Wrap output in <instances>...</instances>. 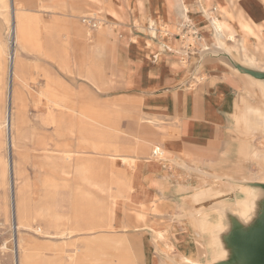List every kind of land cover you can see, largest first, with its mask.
Wrapping results in <instances>:
<instances>
[{"label": "crops", "instance_id": "0c3cea01", "mask_svg": "<svg viewBox=\"0 0 264 264\" xmlns=\"http://www.w3.org/2000/svg\"><path fill=\"white\" fill-rule=\"evenodd\" d=\"M17 1L12 2V18L20 25L18 31L24 38L36 17L25 13L22 7H15V4L22 5ZM59 1L71 14L98 13L105 18L106 29L98 36L97 49L103 46L111 51V76L115 81L109 86V98L117 100V103H107V109L138 111L140 126L148 130L146 145L156 143L154 150L165 152L164 158L146 159L138 155L139 149L132 151L133 156L122 154L129 149L112 139L105 146L92 145L94 149L111 152L110 165L122 167L126 173L125 182L132 193L129 221L122 218V222L134 223L133 234L145 240L146 247L141 252L145 255L143 264H183L181 261L191 257L206 264L207 255L211 254L202 248L206 237L199 231L200 238L205 240L196 243V232L176 224L166 215L168 208L177 211L183 202L187 203L186 209L191 207V212L195 205L192 196L196 190L192 191V187L197 183L196 178L175 180V184L170 178L185 170L182 163L191 172L200 169L204 175L213 165L243 158L244 152L259 164V171L251 174L259 176L261 163L253 152H264L257 147L264 134L249 110L263 107L262 97L251 75L237 66L246 67L241 64L244 54L264 65V0ZM42 7L49 6L42 4ZM214 17H218L222 29H217ZM217 30L223 44L218 43ZM192 31L198 34L197 38L190 35ZM16 78L15 70L13 90L9 89L7 95L6 112L10 111V119L16 101ZM51 83L59 85L55 80ZM50 102L53 105L48 108L47 118L52 124L62 126L67 116L91 118V113L64 105L61 99H50ZM244 112L247 120L242 121L240 116ZM5 118L6 113L0 124L8 136L9 152L3 172L10 177L13 224L19 230L26 227L17 190L19 164L13 158L20 139L15 113L12 139L7 134ZM68 154L60 158L65 162L62 172L69 174L73 168L77 176H83L88 164L79 158L75 161L70 155L72 152ZM166 159L174 164L173 168L164 165L162 160ZM165 174H170V178L166 179ZM256 177L252 181H257ZM168 184L181 189L183 194L187 191L189 200L183 201L182 194L178 199L164 198L162 191ZM43 228L47 233V227Z\"/></svg>", "mask_w": 264, "mask_h": 264}, {"label": "rangeland", "instance_id": "374dc122", "mask_svg": "<svg viewBox=\"0 0 264 264\" xmlns=\"http://www.w3.org/2000/svg\"><path fill=\"white\" fill-rule=\"evenodd\" d=\"M12 2L0 0V123L8 112L10 55L15 49L16 101L11 119L14 127L15 113L20 147L13 158L19 164L17 190L26 227L17 231L14 228L10 177L3 172L8 159V141L0 124V264H16L14 251L20 240L19 258L25 264H143L145 255L141 252L146 242L133 234L134 223L122 222V218L129 221L132 193L125 182L126 173L122 167L110 165L111 152L94 149L92 145L105 146L112 139L131 151L122 154L133 156L132 151L139 149L140 157L150 159L158 144L146 145L148 130L140 126L138 111L107 109V103H117V100L109 98V86L115 81L111 76V51L103 46L97 49L98 36L106 29L105 18L98 13L71 14L59 0H18L22 5L15 4V7H22L36 19L29 27V34L20 40L18 33L16 40ZM85 16L100 19L99 27L89 29L82 23ZM54 80L59 85H53ZM50 99H61L64 105L91 113V118L67 116L62 126L52 124L47 118L48 108L53 105ZM257 147L264 151V136ZM69 152L75 161L79 158L88 164L83 176H77L73 168L69 174L62 172L65 162L60 158ZM241 155L243 158L238 160L213 165L204 175L198 167L199 170L191 172L182 163L184 171L177 174L174 171L171 178L170 174L165 177L173 184L175 180L183 182L194 177L197 183L192 191L203 186L215 187L221 189L225 198L234 199V193L238 195L239 190L232 192L225 179L251 182L256 177L251 174L260 168L245 152ZM166 161L162 160L164 165L173 168L174 164ZM181 191L168 184L162 194L171 199H178L182 194L183 201L189 200L187 191L184 194ZM186 208L187 203L183 202L177 211L168 208L166 215L176 224L196 232V243L204 242L190 216L191 207ZM43 226L47 227V233ZM220 244L222 249L223 239ZM226 252L222 258L206 264L227 260L230 250Z\"/></svg>", "mask_w": 264, "mask_h": 264}, {"label": "bare ground", "instance_id": "6f19581e", "mask_svg": "<svg viewBox=\"0 0 264 264\" xmlns=\"http://www.w3.org/2000/svg\"><path fill=\"white\" fill-rule=\"evenodd\" d=\"M217 18L214 17L213 22L216 25L217 29L220 30L222 29V24L221 22H219ZM12 26L16 36V40L18 39L17 38L18 33H19V38L21 40L20 37L21 35L20 32L18 31L20 25L19 24L17 25V22L13 20ZM215 33L218 35V43L221 44L222 43V41L220 40L221 36L218 30L215 31ZM15 45L17 46L18 42H15ZM16 55H17V50L16 51L15 49L12 50V53L10 55L11 56L10 91L13 90L12 84L15 78L14 67H15ZM241 64H243L244 66L250 69H259L264 71V65H260L259 61H257L255 58L248 57L245 54H244V59L241 61ZM250 78L254 80L255 84L260 90L263 107H259L254 110L250 109L249 114L254 117V120L258 123V127H260V130L264 134V80L257 79L253 76H250ZM11 99H12V93H11ZM9 113L10 111L8 110L6 114L5 127L7 130V134L11 138L13 123H12V119H10L9 117ZM240 119L242 121L247 120V113L244 112L240 116ZM154 151L157 154H160V156L153 159H160L165 157L164 151L162 150H154ZM253 155L261 163V170L259 172V176L256 177L257 181L250 182L244 180L241 182H237L231 179H225L227 187L231 189L232 192L235 190H239L238 195L234 193L235 195L234 199L225 198V195H223L224 193L221 191V189H216L215 187H210L209 189H198L195 191V193L192 196V200L195 205L191 209L190 216L193 219V222L195 223L199 231L206 237V241L202 244V248L204 250L211 251V254L207 255L208 263L215 262L218 259L222 258L224 255H226L227 253L226 250L223 248L220 249L219 244L222 233L228 230L229 227L233 228V233L229 236L228 240H229V244L232 245L234 249H236V245L238 246V241L242 240L243 237L248 238L249 242L252 245H257L264 248V205H260L262 204L261 203V201L263 200L262 198H264V192L260 191L259 188L254 185V183L264 182V152L261 153L258 151H254ZM9 171L11 175L12 172L11 158L9 163ZM231 190H229L228 192L230 193ZM230 195L232 196L233 193H231ZM256 223H258L257 231H253L250 233L246 232V230L248 229L247 227L249 225H254ZM15 230L16 231L18 230L17 224H15ZM16 246H17L16 251H14L15 259H16L15 263L25 264L23 260L20 261L19 253H18L19 247L20 248L22 247L21 240L20 243L19 241H17ZM181 262L183 264H201L197 260H194L192 257L189 260H184ZM244 264H251V262L247 259Z\"/></svg>", "mask_w": 264, "mask_h": 264}, {"label": "water", "instance_id": "95a60500", "mask_svg": "<svg viewBox=\"0 0 264 264\" xmlns=\"http://www.w3.org/2000/svg\"><path fill=\"white\" fill-rule=\"evenodd\" d=\"M238 69L241 71L257 78V79H264V71H257L255 69H250L247 67H243L238 65ZM255 186H257L259 189L264 190V182L261 183H254ZM263 199V200H262ZM260 201L264 205L263 201L264 198H262ZM231 226V225H230ZM248 229L246 232L250 233L253 231L258 230V223L254 225H249L247 227ZM233 233V228L229 227L228 230L225 231V233L222 234L221 240L223 239L225 250H230V256L227 260L220 261L219 264H244L245 261L248 259L251 264H264V248L257 245H252L248 238H242V240L238 241V246L236 245V249L232 245L229 244V236ZM247 235V234H246Z\"/></svg>", "mask_w": 264, "mask_h": 264}, {"label": "built area", "instance_id": "2783aa9c", "mask_svg": "<svg viewBox=\"0 0 264 264\" xmlns=\"http://www.w3.org/2000/svg\"><path fill=\"white\" fill-rule=\"evenodd\" d=\"M82 23L85 24L89 29L96 30L99 27L101 20L98 18H95L94 16L92 17L85 16L82 18ZM190 35H192L195 38H197L198 36V34L194 31L190 32ZM159 156L160 154H157L155 151L153 152V155H152L153 158L154 157L157 158Z\"/></svg>", "mask_w": 264, "mask_h": 264}]
</instances>
